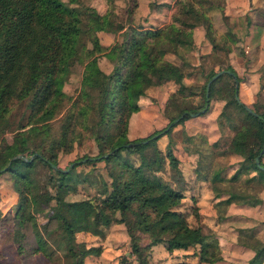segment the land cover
Segmentation results:
<instances>
[{"label":"trees","instance_id":"1","mask_svg":"<svg viewBox=\"0 0 264 264\" xmlns=\"http://www.w3.org/2000/svg\"><path fill=\"white\" fill-rule=\"evenodd\" d=\"M105 1L107 8L100 13L82 0H0V175L6 173L22 185L15 207L6 212L21 256L39 254L48 260L62 250L58 264H85L86 256L100 254L101 246L76 241L68 208L82 212L88 232L95 237L103 238L113 224L124 226L131 257L123 255L121 264H149L151 248L157 244L169 253L201 246L205 233L199 224L197 187L183 176L172 141L163 150L156 141L169 132L176 118L183 122L206 113L214 99L235 104L242 115L235 122L222 110L217 118L220 136L212 143L203 136L198 137L202 144L188 138L195 140L194 180L209 183L220 206L218 219L225 217L231 203L253 207L262 202L264 152L258 163L255 157L264 145V112L255 103L248 106L236 99L241 77L230 65L203 74L200 87L179 83L177 93L198 97L199 102L189 108L177 103L178 114L166 116L163 127L142 137L128 136L129 120L140 109L147 88L174 76L166 54L193 43L192 29L199 24L200 6L207 0L180 3L169 23L150 29L132 23L138 0H127L123 19L114 11V0ZM207 2L210 6L212 1ZM100 34L113 37L112 43L102 42ZM99 57H105L108 71ZM47 62L52 67L40 80L38 67ZM76 67L81 68L79 90L71 96L63 85ZM219 70L229 72L219 74L206 89ZM22 104L25 110L8 132L11 113ZM89 119L109 131L94 134V155L76 157L65 170L59 156L88 137ZM31 136L39 139L33 146L27 143ZM149 147L152 155L143 156V149ZM81 164L90 165L82 178L72 173ZM82 186L91 188L92 194L71 199ZM188 198L195 225L188 220L189 208H184ZM6 213L0 212V219H6ZM39 213L47 214L43 224L35 220ZM26 223L33 230V241H27L22 231ZM58 230L62 242L55 240ZM263 260L264 244L249 264ZM213 262L200 255L197 264Z\"/></svg>","mask_w":264,"mask_h":264},{"label":"rangeland","instance_id":"2","mask_svg":"<svg viewBox=\"0 0 264 264\" xmlns=\"http://www.w3.org/2000/svg\"><path fill=\"white\" fill-rule=\"evenodd\" d=\"M85 4H88L94 8H96L100 13L104 12L107 8V3L105 0H82ZM142 1V0H141ZM145 1V0H144ZM148 1V0H146ZM162 1L165 3V0H157ZM186 0H174L173 4V11L169 15L167 12H163L162 5L161 6H155L159 10L156 12V15H158V18L150 20L151 13L153 6L150 5V1L147 2L148 7L145 12H143L142 7L140 6L137 9V12H135V17L133 18L132 23L142 29H150L155 28L157 25L161 23L163 20L166 19L171 21L172 15L175 11L178 10L179 4L184 2ZM193 1V0H191ZM210 1V0H207ZM203 2V5L200 6V8H203V6H209V2ZM211 5L216 7H222L224 5L226 6V10L230 12L233 15V19L236 20V23L234 24V27L237 28L238 35L244 34V31L246 29V22L245 19L247 17H250L251 15H255L256 12L252 5H250L247 8L248 0H211ZM216 1H219L221 5L216 3ZM215 2V3H214ZM213 3V4H212ZM127 4V0H114V11L116 12L119 19H123L125 17V7ZM230 4V5H229ZM142 5V4H141ZM145 5V4H144ZM199 5V4H198ZM164 6V5H163ZM150 10V12H148ZM264 10V9H263ZM263 10H260L261 13H264ZM203 16L205 20H209L205 13L199 11V16ZM169 16V17H168ZM203 18V20H204ZM204 20V21H205ZM205 21V22H206ZM225 23V22H224ZM229 24V23H228ZM227 24V25H228ZM192 37L193 39L198 36V33L195 32V27L192 29ZM208 35L213 37L214 39L219 40L218 47H213L211 49V54H198L199 64L195 67H197L196 72L199 71V69H202V76L203 74H207L210 70H216L219 68H225L227 65H229V62H232V64L238 68L241 72H264V63L259 58L258 53L255 54L254 58L250 60L247 52L245 51V45L242 44V40L238 37L237 40H234L232 35L226 36L225 40L226 42L222 41L224 40V37L221 36L222 30H218V28L214 29L213 27L209 28ZM237 35V36H238ZM113 36V35H112ZM99 39H101L102 42L105 44H111L113 37L110 35H99ZM116 37L118 35L116 34ZM119 38V37H118ZM236 42L238 45L234 46L233 44ZM225 43V44H223ZM231 43H233L231 45ZM230 44V45H229ZM89 45V44H88ZM242 49V52H241ZM236 50L238 56H243L245 61L241 62L239 60V66L238 61L234 60L235 56L233 55V52ZM245 51V53L243 52ZM244 53L245 55L241 54ZM229 54L232 56L231 60L229 58ZM231 60V61H230ZM99 62L104 70H109V65L105 61V57H99ZM242 65V66H241ZM243 65H245L243 67ZM52 67L51 62H47L45 64H41L38 67V76L41 80L44 76V73L46 70ZM81 68L76 67L73 69V73L69 76L67 81L63 85L64 91L68 95L75 96L77 94V91L79 90V81H80V72ZM204 82V79L202 83L199 85L202 86ZM198 90L200 88L197 87ZM262 93H257L256 95V101L255 104L256 107L264 112V90H261ZM260 91V92H261ZM199 102L198 97H182L177 91L173 93L167 102L166 107H164V110L166 114L169 116H176L179 112V108H175V104L180 103L183 107L189 108L192 107L193 103ZM174 105H173V104ZM221 105H219L218 109L214 110L212 115H208L204 119H201L202 121L194 120L192 122V127L199 126L203 127L204 131H202L207 137L210 135L212 131V121L215 117H217V114L220 112ZM25 107L24 104L18 105L11 113L10 115V126L8 128V132L13 131L16 127V124L20 117L22 116V113L24 112ZM164 110H162L161 114L165 118ZM226 113L228 114L229 118L233 121H239L241 112L239 108L237 107V110L233 107H227ZM214 116V117H213ZM158 118L160 119V116L158 115ZM159 122V121H158ZM168 120L165 118V121L163 124H166ZM135 124L140 127L139 131H142L144 128L141 127V120H136ZM171 130L169 131L167 136H164L162 139V147L166 142L169 141V139L172 141V147L173 151L176 154V156L181 160L185 159L186 152L192 151V145L186 141V136L189 132H192L187 129L186 126L182 122H179V118H176L175 121L171 123ZM109 131L108 126H96L93 120L89 119V131L87 133V138H84L82 140V143L80 146L75 145L74 150H72L70 153L67 154H61L59 156V164L61 167L67 168V166H71L70 162L74 160L76 157H80L82 155H89L92 156L96 153V147L94 144V141L92 140L94 134L96 133H105V131ZM152 131V128H151ZM193 133V132H192ZM9 134H7L9 138ZM1 135V134H0ZM144 135V134H142ZM133 138H136L138 136H141L140 134H136L133 132ZM142 137V136H141ZM27 143L29 146H33L39 142V139L37 136H31L27 138ZM157 148L158 145L156 144ZM165 148V147H163ZM148 152H152V147L143 149V156H146ZM262 161L264 162V155L262 156ZM102 162H98L97 166L102 169ZM68 169V168H67ZM90 169V165H79L75 169L72 170L73 174H79L80 178L83 177V172ZM244 187V186H243ZM80 188V187H79ZM242 188V187H241ZM22 185L18 181H15L10 175L4 173L0 175V212L1 214H5L6 212H10L12 208L15 207L17 203V191H21ZM93 190L91 188H88L87 186H82L78 190L76 194L71 195V199H77L85 196H89L92 194ZM203 203L201 204L202 209V217H200L199 224L201 225L203 231L205 234H208L205 238V241L202 246V251H200V255L207 256L209 260H215L218 257H223L225 259H228L231 262H237L239 264H249L247 262L248 259V250L249 248L256 249L259 248L264 244V211L263 209L261 211L253 210L252 215L255 216L254 218L257 219V222H252L250 220L247 221H236V220H223L220 222V224L217 226L216 221L218 220L217 216L220 210V206H215V203H212L210 198V194L204 195ZM184 208L188 209L190 200L189 198L185 201ZM213 204V206H211ZM225 210V208L223 207ZM222 209V210H223ZM228 207L226 208L225 212L227 211ZM66 211V210H65ZM218 211V213H217ZM236 214H243L244 211H235ZM249 212V211H248ZM69 216V219L74 224V230H75V238L78 242H84L88 246H101L100 254H92L88 255L84 259L85 264H121L120 258L123 255H128L130 259V247H129V240L127 237V234L125 233L124 226L121 224H113L111 225L107 231L106 235L103 238L95 237L91 235L87 230V221L85 216L82 214V212L77 208H68L66 212ZM221 213V212H220ZM209 214H212L215 218L211 220L209 218ZM188 220L192 225L197 224V221L195 220L194 216L190 213V208L187 210ZM250 215V214H248ZM35 220L38 224H43L46 220L47 214H41L39 213L35 215ZM247 216V215H246ZM260 216V217H259ZM259 218V219H258ZM220 220V219H219ZM261 220V221H260ZM263 220V221H262ZM259 222V223H258ZM258 223V224H257ZM257 224L256 229L251 232L250 226H253ZM12 222L9 220V214L6 213V219H0V264H58L57 256H60L62 254V250H59L55 255L50 259L44 258L42 255L36 254V255H29V256H21L17 254L15 245L13 243V229H12ZM243 228V229H240ZM22 231L26 234L27 241L32 240L33 241V230L31 228V225L26 223L24 225V228ZM54 234H57V238L55 239L56 242L61 241L62 242V234H60V231H56ZM210 234V235H209ZM211 234H217L218 236L221 235L222 238H217V240L212 236ZM227 234H235L240 240L243 241L244 246H234L229 243V240H227ZM240 234H245L243 237L240 236ZM221 240V241H220ZM224 240V241H223ZM223 241V242H222ZM222 242V243H221ZM27 244V243H26ZM220 244V245H219ZM29 245V244H27ZM64 245V243L61 244V246ZM162 244H157L152 246L151 248V256L149 260V264H178L179 262L183 260H192V263L197 264V257L199 258V253L197 257L193 258L192 249L187 250V252L184 251H176V252H166ZM199 248V246H198ZM247 250V251H246ZM204 254V255H203ZM206 257V258H207ZM192 258V259H191ZM181 260V261H179ZM216 264V263H215ZM235 264V263H234Z\"/></svg>","mask_w":264,"mask_h":264},{"label":"crops","instance_id":"3","mask_svg":"<svg viewBox=\"0 0 264 264\" xmlns=\"http://www.w3.org/2000/svg\"><path fill=\"white\" fill-rule=\"evenodd\" d=\"M149 1L151 2L150 5L153 6L152 12H151L153 14H151V18H149L150 20H152V19L154 20L155 18L156 19L158 18V15H156V12H158V10H159L157 8L158 6L162 5V8L164 9L163 12H167V13H169V15L173 11L172 8H173L174 0H165L166 1L165 3H163L162 1L161 2L157 1V0H148V1L138 0L137 9L141 6L143 9V12H145L146 9L149 8L147 5L148 4L147 2H149ZM146 5H147V7H146ZM250 5L253 6V8L255 9L254 12H256V13H255V15L253 14L250 17H247L245 19V22L247 23L246 29L244 31V34L242 33L241 35H238L237 28H235L236 26L234 27L236 20L233 19V15L230 13L231 11L228 12L226 10L227 5H224L222 7H216V6L210 5V6H203V8H200V12L205 13L209 20L206 21L202 15L199 16L200 22H199V24H197L195 26V30H196L195 32L198 33V36L193 39V43L191 45L186 44L183 46H179L178 51L176 53L170 52V53L166 54V57L172 63V70L170 72H175L174 76L173 77L171 76L170 79H168L167 81H164L163 83H161L159 85H155V86H151V87L147 88L146 95L141 97L139 100L140 109L136 113H134L129 120V125H128V136H129V138L132 139L133 137H135V136H133V132L136 134H140L141 136H145V135L150 134L155 129H159L165 125L163 123L165 121L166 116H169V115L166 114L164 107H166L167 102L169 100V97L177 91V89L179 87V83H183L185 85H192V86H199L202 83V81L204 79L203 76L201 75L202 69L201 70L199 69V71L196 72L197 67H195L199 64L198 56L200 54H205V55L211 54V49L213 48V45H215V46L220 45L219 40H217V39L213 40V37L207 34L209 32V28L213 27L214 29L218 28V30H220V31L222 30L221 36L224 37V40H222L223 42L227 41V40H225V38L228 35V33H229V35L233 36L234 40H237L239 37L242 40V44L245 45V49H246L245 51L248 54V56H246V57H249L251 60L252 58H254L255 54L258 53L259 58L264 63V13L260 12V10L264 9V0H248L247 8ZM155 6H157V7H155ZM145 7H146V9H144ZM137 9H136V12H137ZM148 12H150V10ZM263 12H264V10H263ZM203 18L206 22L203 20ZM166 23H169L168 19H166L165 21L163 20L161 23L156 24V25L161 26V25H164ZM143 27H141V29ZM233 43H231V45ZM223 44H225V43H223ZM233 45L236 46L238 44L235 42ZM220 46H222V45H220ZM245 51H243V52L245 53ZM232 52H233V55L235 56L234 60L238 61V63H237L238 66L240 65L239 60L241 62H243V60L245 61L243 56L237 55L236 50H234ZM241 52H242V49H241ZM197 53L198 54L200 53V54L198 55ZM244 53H241V54L245 55ZM229 58L231 60H233L232 56L230 54H229ZM229 65L235 70V72L238 74V76L241 77V81L237 84L238 91L236 92V94L238 96V100H241L242 102H244L248 106H252L253 103H255V101H256L257 93H262L261 90L262 89L264 90V72H241L238 70V68H236L232 64V62H229ZM244 66L245 65H243V67ZM109 69H110V66H109ZM105 71H108V70H105ZM219 105H221L220 112L222 110H226V108L228 106L233 107L237 110V106L233 103L226 104L224 100L214 99V100H211V102L209 104L208 111L206 113L192 116L188 119H185L182 122L184 124V126L187 127L188 130L193 132V133L189 132L186 136V141L192 145V151L186 152L185 159L181 160V158L180 159L178 158L179 159V168L181 169L183 176L185 177L187 182L190 183L191 186L193 185V186L197 187V206H198V211H199L200 217H202L201 204L203 203L204 195L210 194V198H212L211 202L215 203L214 204L215 206L217 205L218 199L214 197L213 192L211 191V188H210L208 182L195 181L194 180V166L196 164L197 154L193 152V144H195V142L198 141L199 136H203L204 137L203 139H205L206 143H212L219 138L220 132H219V128H218L217 118H218V115L220 112L217 114V117H215L212 121V125H213L211 128L212 131L208 137H207V135H205L202 132V131H204L203 127H199V126L192 127V125H194V124H192V122L194 120H196V122L202 121L201 119H204L208 115H212L214 110L218 109ZM174 106L176 109L179 108L178 104H175ZM162 110H164L163 112L165 114V118L161 114ZM239 113L241 114V112H239ZM158 115L160 116V119L158 118ZM169 117H171V116H169ZM136 120H141V127L144 128L142 131H139L140 127L135 124ZM151 128H152V131H151ZM168 133L160 136L156 141V144L162 150L164 149L163 147H165L167 144V142H166L164 144V146L162 147V139L164 138V136H167ZM142 134H144V135H142ZM141 136H138V137H141ZM189 137H192V140H193V138H195L197 140L196 141L194 140L195 142L194 141L192 142V140L188 139ZM197 144H202V142L199 143V141H198ZM149 155H152V152H148L146 154L147 157H149ZM260 197L262 198V202L256 206H253V207L245 206V205H237L234 203L229 204L228 209L225 212V217H223L220 220L218 218H217L218 220H215L216 225L218 226L220 224V222H222L223 220H236V221H241V222L250 220L252 222H257V219L254 218L255 216H253L256 214L252 215V213H253L252 211L254 209L255 210L259 209V211H261L263 209V211H264V189L260 192ZM211 206H213V204H211ZM235 211H244V212H243V214L240 215V214H236L237 212H235ZM248 214H250V215H248ZM209 218L211 220H213L215 218V214H214V216H212V214H209ZM257 224H255L253 226V228H252V226L249 227L251 229V232H253L256 229ZM240 229H243V228H240ZM207 235L208 234H205V238H207L206 237ZM211 235L212 236H210V237H213L216 240H217V238H218V240H219V238H222L221 235H219V236L217 234H211ZM244 235L245 234H240L241 237H243ZM227 240H229V243L234 245V246H244L243 241L240 240L235 234H231V235L227 234ZM204 241H205V239H204ZM204 241H203V243H204ZM203 243L201 246L197 245V246H195V248H189V249H192L191 253L193 254V253L197 252L200 254V250L202 249ZM198 246H199V248H198ZM189 249H187V250H189ZM256 249L254 248L251 250L249 248L247 262L250 261L251 257L254 255V251ZM187 250L176 249V250H173L172 253L176 252V251L187 252ZM194 256L197 257L199 255L193 254V258H195ZM179 261H181V260H179ZM198 261H199V258L197 257V263H198ZM213 261H214L213 264H215V263L216 264H234V263L239 264V263L234 262V261L230 263V261L228 259H225L221 256L216 258L215 260L213 259ZM183 262L193 264L192 260H183ZM194 264H196V263H194ZM261 264H264V260Z\"/></svg>","mask_w":264,"mask_h":264},{"label":"water","instance_id":"4","mask_svg":"<svg viewBox=\"0 0 264 264\" xmlns=\"http://www.w3.org/2000/svg\"><path fill=\"white\" fill-rule=\"evenodd\" d=\"M223 72H229L228 70H219L217 71L206 83V89H208V86L210 84V82L215 78L217 77L219 74L223 73ZM237 86V85H236ZM235 97L236 99L238 100V96L237 94H235ZM245 108L249 111H251L252 113H254L248 106H245ZM264 152V145L263 147L261 148L259 154L255 157V162L258 163L259 162V156L262 155ZM20 155H16V157H19ZM65 170H68L67 168Z\"/></svg>","mask_w":264,"mask_h":264}]
</instances>
